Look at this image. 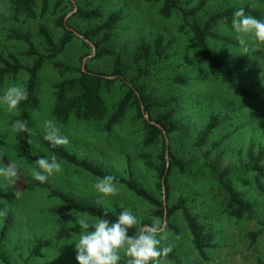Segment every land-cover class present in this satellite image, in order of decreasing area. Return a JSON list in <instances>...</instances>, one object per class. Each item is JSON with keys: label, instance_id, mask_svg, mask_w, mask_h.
I'll use <instances>...</instances> for the list:
<instances>
[{"label": "rangeland", "instance_id": "obj_1", "mask_svg": "<svg viewBox=\"0 0 264 264\" xmlns=\"http://www.w3.org/2000/svg\"><path fill=\"white\" fill-rule=\"evenodd\" d=\"M200 1L182 0V5L192 7L198 5ZM205 1L204 8L197 15L199 20L221 8L235 4H249L264 16V1L261 0ZM56 2L57 0H51L50 10L44 17L39 15L36 19L25 20L22 16L16 17L13 0H0V51L5 55L15 54L25 66L31 65L34 58L25 54L26 44L12 38L14 33L22 32L29 33L38 50L47 54L48 48L43 43L38 29L44 24L50 29L55 40H60L63 29L55 22L56 14L53 11ZM66 7L59 13L67 14L66 21L75 31L76 37L57 60L69 65L83 66L82 57L86 55L83 60L90 69L99 72L113 70L115 55L95 58V44L91 42L92 47H86L82 35L88 29L103 23L115 11L121 12L122 19L110 32L111 37L106 43L115 54L122 56L128 78L137 73L138 66L134 57L139 45L142 42L152 43L158 37L163 39L168 47L169 57L157 62L151 67V71L158 70L162 77L170 73L184 75L187 77V83L182 85L167 80L160 81L151 76L137 83L143 87L145 93H151L160 100L172 101L168 108L176 110V119L180 125L175 135L177 139L174 150L184 161L191 156L193 145L212 114H220L224 119L211 134L212 140L227 136L219 150L223 152L222 167L229 166L233 172L238 171L246 164L248 148L253 145L256 149L258 145H264V45L250 42L249 51L245 52L238 45L236 34L224 25H220L217 31L233 39L237 44L228 45L212 41V46L216 51L226 55L229 64L246 57L250 66L259 70V73L251 76L245 83V86H253L259 94L256 101L250 102L242 99L227 84L222 83L217 73L201 59L199 52L190 42V35L181 30L183 23L181 11L176 10L173 16L167 18L160 13V2L146 0H72ZM79 7L99 8L104 16L94 19L81 18L75 15ZM39 8L40 5L38 10ZM100 38L102 36L94 39L98 41ZM155 58L156 56H153V59ZM27 79L28 73L25 70L16 76L8 75L2 90L12 84H19L25 88ZM59 80L55 60H46L39 73L37 94L40 106L33 113L32 144L24 155L17 153L16 134L10 131L18 109L9 113L6 107H0V163L18 164V174L14 183L8 185L0 182V232L8 212L12 213L14 221L13 227L2 242V250L13 264H78L74 243L77 235L62 240L56 239V235L61 228L73 226L75 217L85 214L55 212L54 209L61 206V203L51 197L47 189L26 188L32 163L43 155H50L43 145V126L46 119L55 121L62 134L68 138L66 145L59 146L65 147L80 158L102 164L107 171L115 175L128 176L131 168L138 182L156 196L161 195L156 189V170L145 164V156L156 161L159 146L147 147L143 144V124L141 121L133 120L134 108L128 111L127 116L113 132H106L102 127L103 122L98 121H79L71 118L67 124L59 123L52 114L55 101L54 86ZM125 91L126 88L120 81L111 90L104 91L109 113L124 96ZM162 110L158 109L157 112ZM59 162L62 165L61 172L49 178L54 187L62 188L77 197L90 198L106 207L122 206L137 216L138 228L151 225L157 220L152 216L151 205L125 186L118 184L119 191L116 195L102 197L94 189L97 177L65 161ZM244 178L248 182L246 184L238 182L236 189L254 203L255 213L251 219L237 222L226 216L222 199L214 197L202 179L191 174L182 176L174 172L171 177V203H176L181 195L187 196L193 211L207 217L205 220L216 229L218 245L208 250L209 260L201 259L193 247L183 218L175 215L170 221H174L178 226V233L166 230L167 223L158 219L160 222L158 237H165L161 246L175 249L181 264H257L258 259L264 261V232L253 244L249 236L251 231L264 230V191L256 187L251 175ZM38 238L51 240L52 245L31 256ZM120 264H126V258L122 257ZM162 264L175 263L163 261Z\"/></svg>", "mask_w": 264, "mask_h": 264}, {"label": "trees", "instance_id": "obj_2", "mask_svg": "<svg viewBox=\"0 0 264 264\" xmlns=\"http://www.w3.org/2000/svg\"><path fill=\"white\" fill-rule=\"evenodd\" d=\"M148 2H160V13L164 17L173 16L176 10L182 12L183 23L181 30L190 35V42L199 52L201 59L206 65L211 67L220 77L222 83L227 84L238 96L244 100L254 102L259 98L257 90L253 86H245L251 76L259 73L258 69L250 66L246 57L229 64L226 55L218 52L212 46V41L220 44H237L233 39L220 34L217 28L224 25L231 28L233 14L240 9H244L245 14H250L258 19L264 16L249 4L229 5L208 15L205 19H198V13L204 8L206 1L201 0L198 5L185 7L182 0H146ZM264 1V0H261ZM72 0H57L53 13L56 14V25L63 29V35L56 41L50 29L42 24L38 33L43 43L48 48V53L38 50L32 36L29 33L16 32L12 38L23 41L27 46L25 54L34 58L31 65L25 66L15 54L5 55L0 51V90H2L5 79L8 75L16 76L20 71L28 73L25 89L27 99L22 101L18 107V114L13 117V122L17 119L26 121L29 129L33 126V113L40 106L37 89L39 84V73L46 60H55L60 80L55 84V101L53 105V117L62 124H67L71 118L79 121L103 122V129L106 132H113L121 121L127 116L128 111L134 108L133 120L141 121L143 124L144 137L143 144L147 147L159 146L156 154V161L145 156V164L156 170V189L160 196L153 194L134 178L132 169H129L128 176L115 175L107 171L102 164L91 161L87 158H80L63 146H53L47 141L43 145L50 152L57 156L59 161H65L95 177L114 175L120 185L125 186L129 191L147 202L152 207V216L166 222V230L170 229L174 233L179 232L178 226L171 217L181 216L191 236L193 247L198 252L201 259H210L208 250L217 247V231L214 226L205 220L207 217L200 212H194L189 205L187 196H179L176 203H171V177L174 172L186 176L191 174L198 179H202L205 187L214 197L222 199L223 210L226 216L237 222L249 220L254 216L255 205L244 197V194L236 189L237 183L246 184V175L254 178V183L260 191H264V145H258L255 149L250 146L246 152V164L238 171L233 172L228 167H222L223 152L219 151L227 136L218 140H212L211 134L224 121L220 114L210 115L205 127L200 132L194 145L191 156L184 161L174 150L177 137V130L180 125L176 119V110L168 108L171 100H160L153 95L145 93L143 87L137 82L143 78L153 77L157 80H167L176 84H186L187 77L180 74L170 73L162 77L159 71H151L157 62L169 57L168 47L161 37L152 43L142 42L135 53L134 61L137 64V73L128 78L123 58L106 43L110 37V32L122 19L120 11H115L107 19L96 27L88 29L83 33V44L92 47L91 42L96 46L95 58L115 55L113 70L111 72H99L90 69L83 60V66H73L57 60L59 55L76 37L75 31L66 21V13H59L65 10L67 4ZM51 0H13L16 17H24L25 20L36 19L39 15L44 17L50 10ZM38 5L40 8L38 10ZM63 6V7H62ZM75 8V7H74ZM40 12V13H38ZM59 13V14H58ZM75 15L84 19H94L103 17L104 13L99 8L85 9L79 7ZM102 36L98 41L95 37ZM154 53V55H153ZM153 56H156L153 59ZM142 64V66H141ZM120 81L126 88L124 96L115 104L109 113V108L104 98V91L111 90ZM158 109H163L157 112ZM157 112L156 114H154ZM17 153L26 154L32 144L31 133L16 134ZM209 145V147H207ZM206 146V147H205ZM202 151V152H201ZM26 188L33 189L41 187L49 191V195L57 199L61 206L55 212H76L88 215L91 218L104 216L114 221L119 213L124 210L122 206L114 205L112 208L103 206L87 197H77L67 193L64 189L54 187L49 179L41 184L33 181L31 176L27 178ZM165 197V199H164ZM105 214H107L105 216ZM13 215L8 212L5 216L0 232V263L13 264L10 257L2 250V242L13 227ZM137 227L129 230V235L137 231ZM80 229L74 224L71 227H64L58 230L56 239L62 240L77 235ZM264 230L251 231L249 233L252 244ZM52 245L51 240L38 238L31 252V256L37 255L43 249ZM163 261H171L181 264L176 250L172 251ZM26 264V263H25ZM257 264H264L258 259Z\"/></svg>", "mask_w": 264, "mask_h": 264}, {"label": "clouds", "instance_id": "obj_3", "mask_svg": "<svg viewBox=\"0 0 264 264\" xmlns=\"http://www.w3.org/2000/svg\"><path fill=\"white\" fill-rule=\"evenodd\" d=\"M231 30L236 34L238 45L245 52L249 51L250 42L264 45V19L245 14L244 9L233 14ZM27 96V90L23 86L9 85L0 90V107H6L9 113H13ZM10 131L13 134L31 133L27 122L19 119L11 124ZM43 140L53 146L68 143L67 136L62 134L60 127L51 119L44 121ZM32 165L29 169L30 176L33 181L41 184L62 170V165L54 153L43 155ZM17 174V163H0V182L12 185ZM118 184L119 181L114 175H105L95 180L94 189L102 197H111L119 191ZM75 224L80 229L74 238L78 264H120L122 257L126 258V264H162V258L172 251L170 246H161L165 237H158V219L151 225L137 228L133 235H129V230L137 227L139 221L128 209L122 210L114 221L104 216L89 218L81 215L75 217Z\"/></svg>", "mask_w": 264, "mask_h": 264}, {"label": "water", "instance_id": "obj_4", "mask_svg": "<svg viewBox=\"0 0 264 264\" xmlns=\"http://www.w3.org/2000/svg\"><path fill=\"white\" fill-rule=\"evenodd\" d=\"M80 35V34H79ZM164 199H165V197H164Z\"/></svg>", "mask_w": 264, "mask_h": 264}]
</instances>
